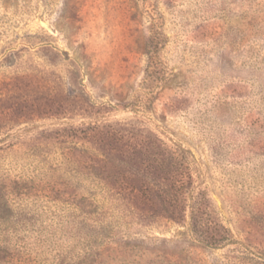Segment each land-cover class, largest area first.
Listing matches in <instances>:
<instances>
[{"label":"rangeland","instance_id":"obj_1","mask_svg":"<svg viewBox=\"0 0 264 264\" xmlns=\"http://www.w3.org/2000/svg\"><path fill=\"white\" fill-rule=\"evenodd\" d=\"M0 264H264V0H0Z\"/></svg>","mask_w":264,"mask_h":264},{"label":"trees","instance_id":"obj_2","mask_svg":"<svg viewBox=\"0 0 264 264\" xmlns=\"http://www.w3.org/2000/svg\"><path fill=\"white\" fill-rule=\"evenodd\" d=\"M142 154L143 155L141 157L139 156L136 158L135 157L130 158L129 159L130 162H126L124 159H120L119 161L116 160L115 163H112L113 164L112 167L115 169H118L122 167V165L124 164L123 162H126V164L129 163L130 166L138 165V168L146 171V173L148 174L150 178L158 177V178L170 181V182L173 181V179L175 178L174 172L177 169V163L175 161V157L172 152L167 151L166 149L163 150L160 146H157L156 149L153 148V153L148 151ZM161 154L167 156V162L164 163L162 160L158 159V156ZM109 175L111 177L113 176L112 173H110ZM112 178L115 179L114 177ZM177 209H178L177 210L178 215L180 217V214L182 215L184 213V208L182 206H179ZM214 241L216 240L208 241L207 243H209L208 245H215Z\"/></svg>","mask_w":264,"mask_h":264}]
</instances>
